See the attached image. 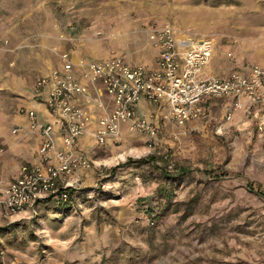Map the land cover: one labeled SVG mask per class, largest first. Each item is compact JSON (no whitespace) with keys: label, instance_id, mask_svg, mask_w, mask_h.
Segmentation results:
<instances>
[{"label":"rangeland","instance_id":"1","mask_svg":"<svg viewBox=\"0 0 264 264\" xmlns=\"http://www.w3.org/2000/svg\"><path fill=\"white\" fill-rule=\"evenodd\" d=\"M166 23L212 42L206 76L264 49V0H0L4 82L37 81L42 59L150 65L149 31ZM226 102L183 127L153 108V140L129 126L108 145L86 133L68 201L0 214V264H264V105L247 114ZM5 155L0 140V191Z\"/></svg>","mask_w":264,"mask_h":264},{"label":"built area","instance_id":"2","mask_svg":"<svg viewBox=\"0 0 264 264\" xmlns=\"http://www.w3.org/2000/svg\"><path fill=\"white\" fill-rule=\"evenodd\" d=\"M148 39L159 51L155 66L131 64L122 55L79 61L65 57L62 67L37 79L35 92L41 95L47 89L46 104L56 120L42 123L35 110L27 111L30 128L42 137L39 160L23 165L1 191L0 214H17L49 197L68 201L73 175L80 164H87L79 151V141L87 132L99 145L118 143L125 123L153 140L158 132L154 113L137 114L142 100L166 107L165 117L180 127L205 114L201 103L207 97H233L232 107L247 114L264 105V66L206 76L204 70L214 55L210 40L183 35L169 23L153 27ZM104 94L111 97L112 108L103 100ZM91 98L101 113L90 132L94 121L84 101Z\"/></svg>","mask_w":264,"mask_h":264},{"label":"crops","instance_id":"3","mask_svg":"<svg viewBox=\"0 0 264 264\" xmlns=\"http://www.w3.org/2000/svg\"><path fill=\"white\" fill-rule=\"evenodd\" d=\"M149 40V39H148ZM151 43V41H149ZM152 44V43H151ZM151 47L155 50L156 59L158 57L159 51L152 44ZM157 50V51H156ZM251 55V56H248ZM76 57V56H75ZM109 57V56H108ZM124 57V56H123ZM240 65L235 66V68H239L237 71H242L245 67L248 66L249 61L253 63H259L264 66V49L256 48L253 53L239 55ZM73 59V61H79ZM125 60H127L125 58ZM249 60V61H247ZM128 61V60H127ZM212 61V60H211ZM43 65L40 67L43 74H46L52 69L56 67H62L63 63L60 65H56L54 67H50L48 64H44L46 61L42 59ZM211 63V62H210ZM156 60L154 63H151L150 66H155ZM59 67V68H60ZM220 71L228 72L229 67L223 61V64L220 68ZM220 72V74H221ZM219 74V73H215ZM6 75L3 73L0 68V86H3L6 83V86L11 87L12 91L17 93H12L10 96H2L0 95V140L6 147V155L4 156V163L7 165L10 170V176H12L11 180L16 178L18 175L20 168L23 165H32L38 162L39 155L38 150L42 141V137L36 131H32L29 125V119L26 112H19L21 108H25V110H35L39 120L42 123H50L56 120L55 115H53L46 104L47 97V89H44L41 95H38L34 90V85H36V81H15L13 82H4ZM14 86H13V85ZM1 89V88H0ZM2 97V98H1ZM227 101V105L232 107L234 101L233 97H207L202 103L201 107L208 112V109L215 105L219 100ZM103 100L109 107L112 108L113 104L111 101V97L107 94L103 95ZM87 110L92 114L94 124L91 125V129H93L96 125V120L101 113V109L97 106L95 99L91 98L88 101H84ZM157 106L149 103L146 100H142L137 106V114L140 116H147L151 112H153V108ZM158 108V107H157ZM166 110V107H161ZM237 110L243 111V108H238ZM206 114V112H205ZM207 116V114H206ZM193 123V122H191ZM128 125L126 124V128L123 127L124 133L127 132ZM18 128L17 132H14V129ZM59 133H57V145L61 146V140L58 137ZM81 140V139H80ZM80 142V141H79ZM110 144V143H109ZM2 162V161H1ZM1 196V191H0Z\"/></svg>","mask_w":264,"mask_h":264},{"label":"trees","instance_id":"4","mask_svg":"<svg viewBox=\"0 0 264 264\" xmlns=\"http://www.w3.org/2000/svg\"><path fill=\"white\" fill-rule=\"evenodd\" d=\"M250 190H252L253 191V189L250 187ZM51 200H56L54 197H49V198H47V199H44V200H42V201H40L39 203H46V202H48V201H51ZM58 204H60V203H58Z\"/></svg>","mask_w":264,"mask_h":264},{"label":"bare ground","instance_id":"5","mask_svg":"<svg viewBox=\"0 0 264 264\" xmlns=\"http://www.w3.org/2000/svg\"><path fill=\"white\" fill-rule=\"evenodd\" d=\"M88 133V132H87Z\"/></svg>","mask_w":264,"mask_h":264}]
</instances>
